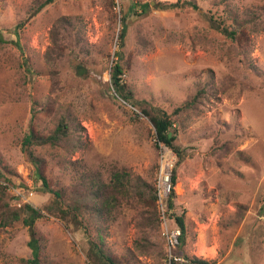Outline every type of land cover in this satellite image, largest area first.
<instances>
[{"label":"rangeland","instance_id":"rangeland-1","mask_svg":"<svg viewBox=\"0 0 264 264\" xmlns=\"http://www.w3.org/2000/svg\"><path fill=\"white\" fill-rule=\"evenodd\" d=\"M40 1L0 0V264L32 258L29 227L4 224L2 211L53 203L22 149L33 115L41 135L68 124L60 142L33 149L65 202L89 203V232L71 216L44 211L36 221L41 264H95L90 241L124 264H164L152 196L163 152L141 108L114 92V62L136 99L172 113L187 151L171 208L185 213L180 250L191 261L264 264V0H56L36 14ZM115 172L127 174L128 192L102 218L88 195Z\"/></svg>","mask_w":264,"mask_h":264},{"label":"trees","instance_id":"trees-1","mask_svg":"<svg viewBox=\"0 0 264 264\" xmlns=\"http://www.w3.org/2000/svg\"><path fill=\"white\" fill-rule=\"evenodd\" d=\"M56 0H41L35 11L36 14L40 12L45 6L53 4ZM181 1L176 3L164 4L162 7L164 9L174 8L181 6ZM191 5L198 9L196 3H191ZM150 7V2H145L142 4L143 11L147 10ZM123 29V28H122ZM219 30L231 37L237 38L239 32L236 29H231V25L219 24ZM1 32V31H0ZM124 37L121 33L120 38ZM20 46L19 41L15 42ZM28 63V60H26ZM78 68L81 66L77 64ZM80 69V68H79ZM28 70L31 72V68L28 67ZM124 73V66L120 62H114L111 71V84L114 89V92L118 97H121L124 101L129 102L133 107L141 108V112L152 122L156 130V141L159 144L160 142L167 145L177 157V161L172 167L171 181L172 187L169 197L170 208L174 207V197L176 196L175 186L178 181L177 168L186 157V149L181 147L177 143L178 132L174 127V120L172 119V113H169L166 109L161 108L160 106L150 105L147 106V102L144 100H138L134 97V93L128 89L126 83L122 81V75ZM181 108L176 109L175 113L180 111ZM36 115V114H35ZM34 115L31 118L30 128L25 135L22 142V149L27 157L28 161L33 166L34 174L37 180H42L44 190L49 192L53 196V203L46 205L44 208H38L28 202H25L22 205L20 210L9 211V206L6 208L8 212L2 211V221L4 224L8 223L9 220H20L22 219L24 224L29 227L31 232V239L29 241V246L32 249V258L23 259L24 264H41V239L37 236L38 232L35 228L36 221L42 218L46 211L47 213L53 214L59 217L61 220H66L67 216H71L74 225L84 227L86 232H89L88 227L85 226L83 218L85 211L88 209V201L84 200L80 195L76 194L70 197L69 201L65 202V197L59 189H56L49 179L44 175L43 172V161L38 157L34 152V146L46 145V144H56L60 142L64 137L68 136L69 126L65 121H61L56 127L55 131L48 135H41L34 129ZM112 180L107 184H96L93 189L94 192L90 193L88 196H91V199L94 201V209L98 215L106 218L112 217V211L116 208L120 202V197L125 196L128 192L127 188V178L123 173L113 174ZM4 178L2 171L0 170V179ZM0 188L2 190L6 189V185L0 183ZM5 192V191H4ZM3 192V193H4ZM153 202L156 203L157 207V194L152 195ZM260 205V214L264 215V198H262ZM12 206V205H11ZM13 207V206H12ZM158 211V208L156 209ZM158 222L160 223V217L158 213ZM176 222L182 229L181 243L185 240V234L187 231V225L185 222V213L183 212L180 215H175ZM161 225V223H160ZM91 253V254H90ZM89 254L93 256L95 264H124L121 258L116 255L108 252L104 246L96 241H90V251ZM215 261H206L199 258H194L192 264H212Z\"/></svg>","mask_w":264,"mask_h":264},{"label":"built area","instance_id":"built-area-1","mask_svg":"<svg viewBox=\"0 0 264 264\" xmlns=\"http://www.w3.org/2000/svg\"><path fill=\"white\" fill-rule=\"evenodd\" d=\"M159 145L163 152V160L160 167L157 208L161 223V233L164 240V264H191V257L180 250L182 229L177 224L175 216L172 215L168 197L170 196L172 187V169L169 170L168 168V159L170 157L174 158L176 155L164 143L160 142Z\"/></svg>","mask_w":264,"mask_h":264},{"label":"bare ground","instance_id":"bare-ground-1","mask_svg":"<svg viewBox=\"0 0 264 264\" xmlns=\"http://www.w3.org/2000/svg\"><path fill=\"white\" fill-rule=\"evenodd\" d=\"M209 249L205 248V246L202 247L201 251H200V254L202 255H205L207 253Z\"/></svg>","mask_w":264,"mask_h":264}]
</instances>
